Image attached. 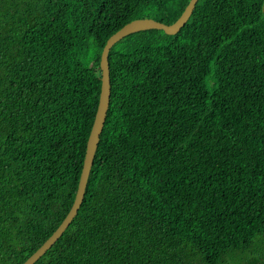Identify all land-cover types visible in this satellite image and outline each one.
<instances>
[{"label":"trees","instance_id":"trees-1","mask_svg":"<svg viewBox=\"0 0 264 264\" xmlns=\"http://www.w3.org/2000/svg\"><path fill=\"white\" fill-rule=\"evenodd\" d=\"M190 0H0V264L67 216L106 41ZM83 202L34 264H264V0H198L108 53Z\"/></svg>","mask_w":264,"mask_h":264},{"label":"water","instance_id":"water-1","mask_svg":"<svg viewBox=\"0 0 264 264\" xmlns=\"http://www.w3.org/2000/svg\"><path fill=\"white\" fill-rule=\"evenodd\" d=\"M198 0H190L185 7L181 16L171 25H164L151 19L134 20L126 24L122 29L113 34L107 41L103 48L100 57V70H101V89L99 95L98 106L94 118V122L87 140L86 152L83 161V167L79 178L77 192L73 204L59 227L55 232L43 243V245L31 255L23 264H34L39 260L62 236L71 221L76 216L84 198L87 181L93 165V160L97 145L99 143L100 135L106 119V114L110 101V79H109V66H108V53L111 47L122 40L125 36L133 33L156 29L162 30L167 35H175L189 20L194 7Z\"/></svg>","mask_w":264,"mask_h":264}]
</instances>
